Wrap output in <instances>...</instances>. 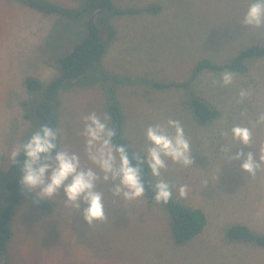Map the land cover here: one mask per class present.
<instances>
[{
    "label": "rangeland",
    "instance_id": "374dc122",
    "mask_svg": "<svg viewBox=\"0 0 264 264\" xmlns=\"http://www.w3.org/2000/svg\"><path fill=\"white\" fill-rule=\"evenodd\" d=\"M51 1L72 8L84 4V0ZM111 1L123 10L150 4L160 9L148 13L144 26L136 19H118L119 48H106L87 80L61 89L59 146L80 153L87 163L81 118L91 112L101 118L107 115L106 96L97 74L118 77L117 82H107L114 83L124 114V134L137 153L144 148L143 130L148 124L169 116L183 124L193 165L180 168L169 163L162 178L175 185L173 194L186 206L206 212L207 225L188 243L175 245L165 211L149 206L144 197L124 201L114 196L110 189L116 182L109 178L96 186L106 196L105 218L92 224L65 207L62 191L48 199L49 212L36 209L29 198L18 204L12 214V238L0 252V264H264V250L224 239V231L232 223L264 231V165L248 176L238 169L239 161L229 163L228 156L220 152L221 144H232L229 129L233 124H249L264 111V56L247 60V72L235 74L229 87L218 83L222 72L199 74L192 85L194 92L219 110V116L205 124L191 115L183 89L158 90L146 85L147 81L185 80L199 60L195 56L220 63L229 61L242 47L264 45V30L240 25L247 0ZM92 15L93 11H87L68 20L13 0H0V178L11 163L8 154L12 147L25 139L34 125L25 115L31 114L37 93L26 90L25 77H36L43 86L52 80L59 73L57 57L86 34ZM115 16L97 15L98 26L104 29L109 24L112 28ZM241 88L249 89L250 95L236 104L234 98ZM261 145L264 124L253 128L249 146L236 144L232 151L255 153ZM182 184L187 185V192L180 197L177 188ZM4 193L0 182V205Z\"/></svg>",
    "mask_w": 264,
    "mask_h": 264
},
{
    "label": "clouds",
    "instance_id": "9594fccd",
    "mask_svg": "<svg viewBox=\"0 0 264 264\" xmlns=\"http://www.w3.org/2000/svg\"><path fill=\"white\" fill-rule=\"evenodd\" d=\"M240 25L264 30V0H247ZM234 76L235 73L230 70L223 71L219 75V85L231 86ZM249 95V89H239L235 103L241 104ZM81 119L80 135L87 163L82 161L80 153L59 146V129L48 123L40 124L12 147L8 156L13 168L18 171L17 183L23 194H34L31 199L39 203L56 197L62 191L65 207L77 212L85 223L92 224L105 218L106 196L103 191L97 190L98 183H105L111 178L116 183L110 190L124 201L145 195V185L149 181L141 177L142 164L153 178L151 199L158 204H167L172 199L175 185L162 178L164 170L169 163L180 168L193 165L190 141L179 119L169 116L144 128L145 145L136 164L132 162L136 156L129 154L128 145L114 141L117 130L110 126L107 115L101 118L91 112ZM261 124H264V111L259 112L249 124H233L229 129L232 144L220 146V152L228 156L227 162L239 161L238 169L248 176L255 175L264 165V145L255 153L233 152L232 147L236 144L249 146L253 128ZM186 192L187 185L178 186L180 197Z\"/></svg>",
    "mask_w": 264,
    "mask_h": 264
},
{
    "label": "trees",
    "instance_id": "16d2710c",
    "mask_svg": "<svg viewBox=\"0 0 264 264\" xmlns=\"http://www.w3.org/2000/svg\"><path fill=\"white\" fill-rule=\"evenodd\" d=\"M23 6L43 14H56L68 20L78 19L84 12L93 11L86 24V34L76 42L72 48L64 55L57 57L59 73L50 80L45 86L39 79L28 75L24 79V85L28 92L37 93L36 101L33 103L31 114L25 116L33 121V129L42 123H48L58 129L59 114L57 111L58 95L61 89L68 84H77L88 79L90 69L97 67L96 61L105 54L108 42L112 39L113 32L109 24L104 29L98 26L97 15H121L136 13H154L160 7L156 4H150L142 8L119 9L115 8L111 0H84L81 8H72L57 4L51 0H13ZM104 27V26H103ZM106 30L107 39H104ZM264 56V45L253 43L242 47L237 53L226 62H214L208 58H201L196 61L190 75L182 81H147L146 84L154 89L165 90L171 88L183 89L187 95L188 107L191 115L200 123H208L219 116V110L207 99L196 94L192 87L193 82L203 71L223 72L230 70L235 74H244L248 70L247 60L255 57ZM100 68H98V71ZM97 73V71H96ZM101 79V85L104 88L105 109L109 117L110 126L115 127L117 136L114 141L128 145L130 155L135 154L136 159L132 162L136 164L140 159L137 153L130 145L129 140L124 134V114L115 94L114 83H108V80L119 81L118 77L97 74ZM126 79V78H123ZM31 133V132H30ZM29 133V134H30ZM27 134L25 138L29 135ZM141 177L149 181L145 185V195L143 196L149 206H157L163 209L168 219L169 234L175 245H183L203 232L207 225L206 212L200 207H188L182 200L172 195V199L167 204H158L151 199V181L146 166L140 165ZM18 171L10 163L0 182H3L5 193L3 194L2 204L0 205V252L5 251L8 242L12 238V214L16 206L27 198L31 199L34 194H23L20 191L18 181ZM2 180V181H1ZM34 207L42 212L51 210V203L48 199L39 203L31 199ZM224 239L227 243L248 246L264 250V231L258 232L252 230L244 223H232L224 231ZM88 264V263H78Z\"/></svg>",
    "mask_w": 264,
    "mask_h": 264
},
{
    "label": "crops",
    "instance_id": "0c3cea01",
    "mask_svg": "<svg viewBox=\"0 0 264 264\" xmlns=\"http://www.w3.org/2000/svg\"><path fill=\"white\" fill-rule=\"evenodd\" d=\"M146 16H148V13L145 12H141V13H136V14H121V15H117L115 17H113L112 20V32H113V36L112 39L109 41L108 46H107V50H111V49H117L119 48V42H117V33H116V26H119V24L117 23L118 19H122V20H126V21H130L132 19H136L137 21H139L143 26L146 24L145 22V18ZM107 51V52H108ZM195 60L200 59L199 57L195 56L194 58ZM145 84V83H143ZM147 85V84H146ZM146 85H142V86H146Z\"/></svg>",
    "mask_w": 264,
    "mask_h": 264
}]
</instances>
